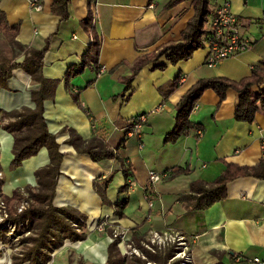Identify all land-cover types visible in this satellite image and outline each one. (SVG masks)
Returning <instances> with one entry per match:
<instances>
[{
	"label": "crops",
	"instance_id": "0c3cea01",
	"mask_svg": "<svg viewBox=\"0 0 264 264\" xmlns=\"http://www.w3.org/2000/svg\"><path fill=\"white\" fill-rule=\"evenodd\" d=\"M55 1L45 0L44 10L37 12L31 11L28 0H0V11L11 27L18 26L16 41L24 49L49 48L42 76L57 84L53 97L44 102L43 117L63 155L54 206L87 218L82 230L85 240L65 241L64 248L73 245L86 264H107L111 241L94 231L97 222L106 220L108 227L128 239L135 236L142 245L154 232L181 235L191 245L194 264H264V178L247 176L229 182L227 197L205 210H195L190 198L193 183H213L227 164L249 168L264 164L260 149L264 108L253 123L238 122L239 93L229 90L219 104V96L207 90L190 116L203 127V137L192 134L174 144L165 142L175 125L176 106L198 81L224 78L240 82L264 61V0H230L242 35L253 42L251 50L213 68L207 64L209 54L204 48L188 61L156 69L158 63H166L163 57L145 66L128 91L120 79L131 74L139 57L181 39L195 16L192 1L167 9L170 0H71L67 19L55 12ZM211 1L216 6L220 2ZM89 10L101 38L99 66L106 71L97 76V70L86 68L71 80L70 89L80 91L82 107L92 118L76 103L64 81L68 70L82 63L91 44L81 27ZM8 43L1 34L0 61L22 64L26 52ZM178 76H182L179 88L166 95L164 88ZM40 87L25 70H13L6 86L0 88V112L35 110L32 92ZM141 114L147 115L141 134L128 137L130 125ZM69 130L84 141L94 136L103 139L111 149H119L121 160L96 163L88 154L78 153L68 143ZM13 145L14 137L0 130L1 182L8 197L16 190L24 194L28 187L36 189V172L50 164L43 148L19 168L11 169ZM150 171L168 177L150 186ZM130 180L136 187L121 192ZM101 192L106 193L109 205L103 203ZM122 202L127 205L121 219L115 215L114 205ZM118 247L125 255L124 246L119 243Z\"/></svg>",
	"mask_w": 264,
	"mask_h": 264
},
{
	"label": "trees",
	"instance_id": "16d2710c",
	"mask_svg": "<svg viewBox=\"0 0 264 264\" xmlns=\"http://www.w3.org/2000/svg\"><path fill=\"white\" fill-rule=\"evenodd\" d=\"M71 0H56L53 4L55 12L61 14L63 19L68 18V5ZM192 1L195 16L189 22L188 27L183 31L181 39L178 42H172L160 47L158 50L139 57L132 66L131 74L123 77L120 81L126 85V91L130 90L132 83L143 68L151 63L159 62L163 57L166 63H158L155 68L165 70L168 64L176 65L179 62L190 60L194 53L202 48L203 37L207 34L209 22L213 16L216 5L211 0H170L165 8L172 9L184 2ZM93 0H90L92 3ZM214 6V8H213ZM81 27L90 37L91 44L88 51L82 57V63L79 66L71 67L65 75L64 81L76 103L82 107L80 102V91L70 89V82L73 78L81 75L86 68L97 70L99 76L100 69L99 57L101 51V38L97 32L94 14L89 10L87 18L82 21ZM18 26L11 27L5 14L0 11V35L9 41L12 48H20L27 54L22 64L11 63L9 61H0V88H4L12 71L18 68L25 70L37 83L41 85L40 89L32 92L33 101L36 103V109L31 110L23 108L10 113L0 112V130H5L14 137L13 161L11 169L19 168L25 160L36 156L39 151L46 148L50 164L36 172L38 187H30L24 190L27 194L29 207L23 213H18L17 203L22 198L23 192L14 191L12 197L3 194V183L0 181V198L7 205L10 219L20 224L27 223V230L33 235L23 239L24 250L21 256L15 257L13 264H48L51 261V255L55 250L62 247L65 241L72 243L83 241L86 238L81 233L86 225L87 218L79 212L70 209L56 208L54 198L56 192L57 179L60 175V165L63 155L60 153L56 138L47 128L43 117V105L47 99L53 97L57 82H51L43 79L42 68L46 52L49 48L42 50H26L16 41ZM182 76H178L171 82L166 89L165 94H169L179 88ZM264 61L252 70L250 77L240 81L233 82L224 78H210L198 81L181 99L176 106L175 125L166 135V144H174L180 138L187 137L204 129L201 125L193 123L190 116L195 109L203 93L207 90L214 91L222 104L229 90L239 93V103L235 109V120L238 122L253 123L257 113L264 108ZM256 88H258L256 90ZM162 91V90H161ZM167 92V93H166ZM88 117L92 118L87 109L82 107ZM70 138L68 143L75 148L78 153L88 154L91 159L99 163L104 160H121L119 149L113 150L107 143L96 136L89 141H84L74 131L69 130ZM124 161L122 160V163ZM2 169L0 167V173ZM264 164L257 167H240L233 164H227L226 170L213 183L203 182L193 183L191 185L190 198L194 201L195 210H205L214 204L223 201L227 197V185L229 182L240 178L253 176L264 178ZM177 172H182L178 169ZM126 179H129L128 170L124 169ZM128 190V183L121 190ZM104 204L109 205L106 193L101 192ZM127 203H117L114 205L115 215L124 218L123 210ZM109 237H113V231L108 232ZM134 246L146 257H128L122 255L119 249L120 238L114 239L108 247L107 264H169L178 249L169 247L155 253L148 251L142 241L133 236ZM0 242L7 244L9 239L6 233L0 230ZM171 264H181L175 262Z\"/></svg>",
	"mask_w": 264,
	"mask_h": 264
},
{
	"label": "built area",
	"instance_id": "2783aa9c",
	"mask_svg": "<svg viewBox=\"0 0 264 264\" xmlns=\"http://www.w3.org/2000/svg\"><path fill=\"white\" fill-rule=\"evenodd\" d=\"M44 1L45 0H28L29 8L31 11L41 12L44 10ZM253 47V42L242 35L240 31L239 21L237 16L233 13L230 0H220L218 5L216 6L213 16L209 22L207 34L203 37L202 48L208 51L209 57L207 60V64L209 67H216L221 61L226 59L236 57L245 53ZM106 71L105 68H101L99 75L103 74ZM147 122V115L141 114L135 118V120L130 125L127 136L134 137L139 136L144 125ZM203 131L198 130L196 133L197 139L203 137ZM261 159L264 161V138L261 140ZM168 177L167 173H158L156 171H150L148 176L149 185H155L162 180ZM2 179V174L0 173V181ZM136 187V182L134 180H130L128 183V189L133 190ZM149 190L148 187L146 191ZM152 206V204H150ZM29 207L28 201H22L18 206V213H23ZM108 223L106 220H101L96 223L95 230L99 232H103L108 227ZM23 228L25 224L22 222L17 224L10 219V215L8 212V208L6 203L2 198H0V228L3 231H7V235L11 238L18 233V227ZM125 235V234H122ZM17 238L22 237V235L16 236ZM120 238L121 235H117L113 231V237L110 239L111 242L116 238ZM175 237L172 234L168 233H158L154 232L151 237L152 246H158L159 248L168 245L171 242L175 241ZM182 240L185 241V238L182 237ZM121 243V242H120ZM124 248L126 247L124 242L121 243ZM185 244V243H184ZM129 248V247H128ZM150 250L152 248L148 246ZM187 249V247H186ZM134 254H139V251L133 249ZM127 253V252H126ZM128 254V253H127ZM189 256L187 260L189 264H194L193 257ZM255 262H259V259H255Z\"/></svg>",
	"mask_w": 264,
	"mask_h": 264
},
{
	"label": "rangeland",
	"instance_id": "374dc122",
	"mask_svg": "<svg viewBox=\"0 0 264 264\" xmlns=\"http://www.w3.org/2000/svg\"><path fill=\"white\" fill-rule=\"evenodd\" d=\"M27 196L28 195L25 193H24V195H22V198L20 199V201L16 205L17 210H18V206L21 204L22 201H27V199H28ZM29 205H30V203H29ZM23 223L25 224V226L23 228H21L19 226L18 227V233H16V235L12 236L11 238L9 237V235H7V231L4 230L7 238L9 239V242L7 244H3L0 242V264H13L14 258L21 256V253L24 250V245L22 242L23 239L33 235L32 232H29L26 229L27 223H25V222H23ZM0 230L3 231L2 228H0ZM111 230L114 231L115 234L121 235V240H122L121 243L124 242V244L126 246L125 247V256H128L130 258L136 256V257H141L142 259H146V257L141 253V251L138 250L134 246L133 239L132 238L128 239L126 237V235H122L121 232H119L117 229H115V228L111 229V227H107L106 230L103 232H99L97 230H94V231L97 233L99 238L103 239V237H104V239H107L108 240L107 242H109L111 238L108 236V232ZM81 233H83V231H81ZM88 233L89 232L87 231V234ZM18 235H22V237L17 238L16 236H18ZM100 236H102V237H100ZM174 236H176L174 242H171L168 245L159 248L158 246H152V244L150 242L152 235H150V237H148L143 242V246L148 251H151L153 253H155L156 251L165 250L169 247H175L179 251L176 254V256L171 261H169V264L175 263V262H180L181 264H189V263H187L188 262L187 260L189 259V256H192L190 243L186 239H185V241L182 240L181 238L183 236H181V235H174ZM66 243H69V242L66 241ZM78 245H80V244H78ZM64 246H65V242L63 243V245L60 249L55 250L53 252V254L51 255V261L48 262V264H86L82 260V258H80V256L76 253L73 245L67 246L66 249L64 248ZM148 246H150L152 248V250H150L148 248ZM186 247H187V249H186ZM63 248L65 250L62 253V252H60V250ZM76 248H77V246H76ZM133 249L138 250L140 255L134 254ZM190 258H192V257H190ZM148 264H151V263H148Z\"/></svg>",
	"mask_w": 264,
	"mask_h": 264
}]
</instances>
